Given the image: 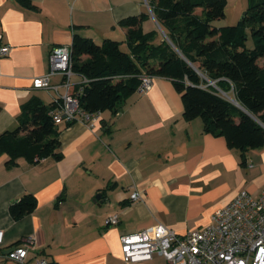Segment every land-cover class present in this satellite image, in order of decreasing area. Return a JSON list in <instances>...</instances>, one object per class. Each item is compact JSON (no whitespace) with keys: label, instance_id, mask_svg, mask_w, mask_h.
<instances>
[{"label":"crops","instance_id":"crops-1","mask_svg":"<svg viewBox=\"0 0 264 264\" xmlns=\"http://www.w3.org/2000/svg\"><path fill=\"white\" fill-rule=\"evenodd\" d=\"M26 1L0 0L1 41L11 50L0 58V134L17 126L30 99L53 102L54 91L34 88L33 80L47 75L49 51L71 46L74 33L96 44L123 43L126 29L119 22L145 13L143 33L158 32L157 43L163 38L146 0ZM247 6L248 0H226L225 19L212 25L237 24ZM49 81L60 85L61 77ZM79 81L74 75L72 83ZM152 85L146 94L127 97L116 113H100L92 128L56 125L60 160L28 164L20 158L7 167V156L0 154V264H17L5 256L27 237L34 249L24 264L35 258L48 264H131L122 260L124 235L161 224L183 236L208 226L239 192L257 196L264 190V146L228 148L223 137L204 131L202 120H184L181 96L168 79L154 78ZM134 191L141 200L129 198ZM25 194L35 197L36 208L15 222L9 206ZM98 194L100 204L93 202ZM113 216L117 224L107 226ZM135 264L167 263L154 255Z\"/></svg>","mask_w":264,"mask_h":264},{"label":"trees","instance_id":"trees-1","mask_svg":"<svg viewBox=\"0 0 264 264\" xmlns=\"http://www.w3.org/2000/svg\"><path fill=\"white\" fill-rule=\"evenodd\" d=\"M146 1L166 40L157 43L156 31L143 33L142 23L149 17L145 13L119 22L126 29L123 43L106 39L96 44L77 33L71 37V71L88 80L78 95L80 107L85 113H116L135 94L139 76L147 73L171 82L181 96L186 122L202 120L205 132L223 137L233 150L263 147L264 0H248L241 21L225 27L212 23L225 19L226 0ZM248 34L251 49L245 44ZM123 44L126 51L120 49ZM209 82L233 93L246 112ZM53 107L36 98L23 105L17 126L0 134L4 165L11 167L20 158L28 164L61 159L57 126L48 114ZM35 201L33 195H23L10 204L8 215L15 222L22 219L35 210Z\"/></svg>","mask_w":264,"mask_h":264},{"label":"built area","instance_id":"built-area-1","mask_svg":"<svg viewBox=\"0 0 264 264\" xmlns=\"http://www.w3.org/2000/svg\"><path fill=\"white\" fill-rule=\"evenodd\" d=\"M1 40L0 35V58H4L11 50ZM49 52L48 73L34 79L33 87L54 91V107L48 113L53 123L56 126L82 122L92 128L100 113H85L79 105L78 95L88 80L80 77L77 84L72 83L75 74L71 71L70 46H55ZM51 76H60V85H51ZM138 79V94L143 95L151 90L154 77L143 73ZM60 88L64 89L63 94L59 93ZM72 88L74 90L71 91ZM220 91H217L219 95L226 98ZM142 196L134 191L129 198L138 201ZM117 222V217L113 216L104 223L114 226ZM3 242L4 233L0 230V248ZM120 248L122 260L131 264L148 262L154 255L164 259L167 264H264V190L257 196L246 191L239 192L229 204L215 211L210 224L201 230L179 236L173 230L157 224L151 232L142 230L124 235ZM33 249L34 241L32 237H27L13 246L5 258L24 264L29 251ZM47 262L43 258H35L32 264Z\"/></svg>","mask_w":264,"mask_h":264},{"label":"water","instance_id":"water-1","mask_svg":"<svg viewBox=\"0 0 264 264\" xmlns=\"http://www.w3.org/2000/svg\"><path fill=\"white\" fill-rule=\"evenodd\" d=\"M246 12L243 13L242 17L245 16ZM242 19V18H241ZM156 22V21H155ZM157 24V23H156ZM158 26V24H157ZM159 30L161 31L160 27L158 26ZM162 33V31H161ZM163 34V33H162ZM209 85L212 86L214 89H216L217 91H220L215 85L214 83L212 82H209ZM221 92V91H220ZM223 95H225L226 99L231 102L232 104H234V107L237 106L238 108H240L241 110H243L244 112H246L244 109H242L241 106H239V104L237 103V101L229 96H227L226 94H224V92H222ZM101 198V199H100ZM93 202L95 203H101L102 202V197L100 194L96 195L94 198H93Z\"/></svg>","mask_w":264,"mask_h":264},{"label":"rangeland","instance_id":"rangeland-1","mask_svg":"<svg viewBox=\"0 0 264 264\" xmlns=\"http://www.w3.org/2000/svg\"><path fill=\"white\" fill-rule=\"evenodd\" d=\"M243 13V12H242ZM238 22H240V18L238 19ZM228 26H233V25H228ZM163 36V35H162ZM163 38L166 40V38L163 36ZM247 48L248 49H251L253 47V44H252V41H251V38H250V35L248 34V38H247V42L245 43ZM126 47L123 46L121 47L120 49L123 50V51H126L125 49ZM230 96V94H228Z\"/></svg>","mask_w":264,"mask_h":264}]
</instances>
